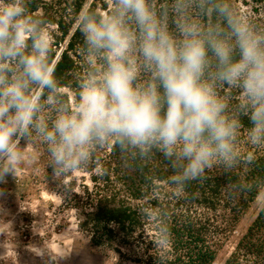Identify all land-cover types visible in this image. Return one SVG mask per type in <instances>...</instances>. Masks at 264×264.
<instances>
[{"label": "clouds", "instance_id": "clouds-1", "mask_svg": "<svg viewBox=\"0 0 264 264\" xmlns=\"http://www.w3.org/2000/svg\"><path fill=\"white\" fill-rule=\"evenodd\" d=\"M209 16L215 22L198 19ZM74 24L88 64L99 70L81 76L69 104L51 21L30 11L27 0H0V184L16 178L39 140L55 178L83 170L108 145L141 159L155 149L172 168L168 184L183 192L215 164L237 161L241 121L227 113L216 83L240 90L248 142L264 147V28L231 0H107L100 13L81 6ZM141 69L149 79H141ZM254 188L257 200L264 197V179ZM160 232L166 243V226ZM28 248L45 264L65 258L44 244Z\"/></svg>", "mask_w": 264, "mask_h": 264}, {"label": "rangeland", "instance_id": "rangeland-1", "mask_svg": "<svg viewBox=\"0 0 264 264\" xmlns=\"http://www.w3.org/2000/svg\"><path fill=\"white\" fill-rule=\"evenodd\" d=\"M39 1L33 11L35 14L45 18L53 15L57 23L62 21V26H66L67 33L63 35L59 26L51 23L52 51L57 59L69 37L77 30L73 12L76 6L73 0ZM231 2L254 26L264 28V0ZM93 3L100 13L107 0H84L82 6ZM174 27L171 31L178 34ZM78 57L79 71L74 73L76 78L80 79L90 68L99 70V65L88 64L83 52ZM60 91L67 97L69 104L75 103V90L62 88ZM51 114L49 111L48 115ZM112 146L97 149L86 168L60 178L51 174L44 144L36 140L34 146L28 148L25 164L17 172L16 178L9 177L6 184H0V218L12 225L0 220V233L3 234L0 235V264H45L28 248L29 245L43 244L54 257H65L58 264H152L153 259H174L170 244L161 242L162 236L157 230L158 209L152 208L150 204L155 198L163 199L165 192L168 196L177 195L178 192L168 184L172 172L166 167V177L162 181L158 180L154 159L149 158L144 174L146 181L139 186L140 196L131 199L132 194L129 195L127 187H124V174L119 176L114 173V168L120 162L111 157ZM164 167L162 165L163 172L166 169ZM148 186L150 191H146ZM113 195H117L118 202L131 204L138 214V222L127 234L109 225L108 228L114 229L112 240H109L105 236L103 224L94 226L88 215L101 211L103 200ZM263 206L264 197L250 202L233 230L215 250L216 256L211 264H224L235 253L237 242L245 235ZM216 214L219 215V211ZM5 240L6 255L2 246ZM246 254L244 258L239 257L244 264H249L252 259Z\"/></svg>", "mask_w": 264, "mask_h": 264}, {"label": "trees", "instance_id": "trees-1", "mask_svg": "<svg viewBox=\"0 0 264 264\" xmlns=\"http://www.w3.org/2000/svg\"><path fill=\"white\" fill-rule=\"evenodd\" d=\"M83 2L84 0H73L76 6L74 14L80 10ZM39 3V0H27L28 8L32 12ZM90 6L95 7L96 4ZM46 18L52 24L58 25L63 35L67 33L62 21L57 23L53 15H47ZM198 19L202 24H207L215 22L216 18L209 16ZM174 26L173 19L170 18V31ZM82 45L83 38L76 30L67 40L65 48L57 59L53 52L57 76L63 85L61 89L75 90L79 79L74 73L79 71L78 55L83 52ZM212 71L214 68L209 69V72ZM145 73L146 71L142 69V80L149 79V74ZM215 90L227 103V113L241 121L236 142L237 161L230 168L223 163H217L206 171L202 180L189 183L183 192L169 196L165 192L163 199H153L150 203L151 207L158 209L157 230L162 236L160 228L166 226L167 242L171 246L174 259L172 261L153 259L152 264H211L216 256L215 250L222 243V239L233 230L250 202L255 199L254 185L264 179V147L256 148L249 144L246 117L237 111L238 106L244 103L242 93L238 88L223 83H216ZM110 151L111 157L117 158L120 162L114 168V173L119 176L124 174L122 175L126 182L123 181L124 187H127L126 191L129 195L132 194L131 199L140 196L139 186L146 181L144 174L147 171L149 158L154 159V166L157 168L154 170L159 174L158 180L162 181L166 177L164 173L168 169L172 172L169 162L155 149L144 159L134 158L135 153L122 152L119 145L112 146ZM250 159L253 160L252 163H249ZM162 165L168 168L164 172ZM149 188L148 186L146 191H150ZM103 201V209L89 213L88 217L94 226L103 224L105 236L109 240H112L114 231L108 228L109 225L115 226L116 230L126 231V234L135 227L138 214L130 203L118 202L117 195L106 197ZM161 210L164 211L163 219L160 216ZM218 211L219 215L216 214ZM220 213L224 215L220 216ZM245 254L251 256L252 261L249 264H264V206L245 235L237 242L235 253L229 256L224 264H244L242 258Z\"/></svg>", "mask_w": 264, "mask_h": 264}]
</instances>
